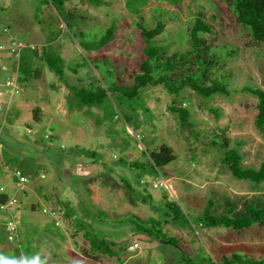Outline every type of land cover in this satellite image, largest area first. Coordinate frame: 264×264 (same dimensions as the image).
Segmentation results:
<instances>
[{"label": "rangeland", "instance_id": "1", "mask_svg": "<svg viewBox=\"0 0 264 264\" xmlns=\"http://www.w3.org/2000/svg\"><path fill=\"white\" fill-rule=\"evenodd\" d=\"M125 1L103 0L101 5H94L87 0H69L66 7L57 9L47 0H0V45L8 48L14 38L36 45L38 55L41 45L44 52L63 58L61 79L45 60L35 58L34 66L41 69V79L18 82L20 92L10 95L14 106L22 100L29 101L32 108L16 112L12 121L6 119L4 101L11 94L6 83L14 73L12 69L0 71V91L4 96L0 98V138L9 132L19 143L26 144L25 154L29 153L28 157L36 162L39 175L45 174V178L30 180L26 192L11 182L0 184V192L3 189L22 203L21 244L0 242V264H184L181 260L185 250L198 261L209 257L215 261L223 246L238 244L248 246V254L264 255V225L238 232L204 226L197 218L209 199L214 203L211 211L216 214L231 206L237 212L248 200L264 202V181L239 179L222 162L224 149L217 137L222 133L229 139L228 146L242 154L244 167L257 168L264 161V128L258 130L254 122L258 100L242 90L243 86L264 89V56L261 45L252 39L249 30L234 24L231 12L220 0H180L178 6L165 0H150L141 15L148 27L155 24L156 18L165 22L160 41L171 44L172 51L187 47V31L200 11L214 27L213 33L206 36L223 48V53L238 48L237 53L225 59L232 74L227 80L232 88L229 96L204 98L192 90L184 92L182 100L191 113V128L180 127L177 114L168 109L171 95L162 85L140 90L149 111H139V122H125L121 114H127V110L123 106L119 109L117 94L108 93L100 106L91 107L94 117L82 110L69 111L68 85H108L124 73L126 60L138 55L139 19L127 11ZM110 27H114V38L101 50L108 57L94 58L98 52L89 47L96 45ZM26 49L31 51L30 47ZM36 106L43 108L39 122L28 118ZM47 135L54 140L51 142ZM164 143L172 146L177 157L161 167L158 174L151 175L148 167L128 165L134 160L145 163L144 151ZM60 145L94 149L101 154V163H92L84 156L65 155L71 164L56 162L48 151L61 152ZM87 164L90 175L84 174ZM159 179L164 183L152 187ZM126 181L135 188L134 197L130 196ZM146 193L153 196L152 203L141 201V195ZM164 194L179 205L187 218L182 221L185 227L170 220L164 223V210H160ZM57 199L69 200L76 217L89 223L99 237L125 247L135 242L138 246L123 251L120 259L101 255L86 261L84 250L89 243L73 220L60 213ZM45 208L50 212L45 213ZM52 210H59L58 224ZM150 216L162 220L168 237L179 238V244L173 246L164 243V239L152 240L132 231L133 220ZM70 250L86 260L75 259Z\"/></svg>", "mask_w": 264, "mask_h": 264}, {"label": "trees", "instance_id": "2", "mask_svg": "<svg viewBox=\"0 0 264 264\" xmlns=\"http://www.w3.org/2000/svg\"><path fill=\"white\" fill-rule=\"evenodd\" d=\"M47 1L55 8L61 9L66 7V2L69 0ZM87 1L94 5H101L103 2V0ZM165 1L174 6H178L180 3V0ZM220 1L226 8L225 10L231 12L234 24L249 30L252 39L261 45L264 56V0ZM149 2L150 0L125 1L127 11L134 14L139 19L136 21L141 42L138 55L133 58V60L128 58L125 62L124 73L118 74L116 80H113L108 85L102 86L97 84L79 87L68 85L69 93L66 98V103L69 111L82 110L85 115L94 117L93 112L89 109L94 106H100L103 99L108 96V93L111 95L117 94L119 98V109L123 106L127 110V114H121L125 122L128 124H130L132 120H137V122H139V111H143L144 113L149 111V106L147 102H145L143 96H141L140 90L147 86L162 85L171 95L168 109L177 114L180 127L187 129L192 127V122L190 120L191 113L182 100L186 90H192L204 98L217 94L225 96L231 94L232 88L227 80L232 77V74L226 65L227 62L225 59L237 53L238 48L234 49L233 47L227 50L226 53H223V48L215 45L206 36V34L213 33L214 27L207 21L206 14L200 11L195 14L192 24L187 31V47L172 51L171 44L160 41V35L165 31V22L156 18L155 24L152 27H148L142 20L141 15L143 7ZM114 31V27H110L105 35L96 42V45H91L89 47V49L98 52L94 55V58L105 59L108 57V54L103 53L101 50L113 40ZM12 39L14 38H11V40ZM19 42L24 44V46L19 49V56L11 54L9 45L8 48L5 46L3 49H0L3 51L6 50V53L13 58V78L16 79L19 88L20 85L18 82L20 81L25 83L32 79H41V69L34 66L36 57L45 60L49 67L55 71L61 79L62 67L60 64L63 63V58L61 56H55L49 52L38 55L36 53V45L24 43L22 40H19ZM26 47H30L31 51L26 49ZM114 60L118 61L117 58H114ZM2 68L7 69L6 66ZM242 90L257 97L258 112L254 122L258 130H263L264 89L255 86H243ZM41 110L39 106L35 107L33 110V118L36 122L42 119ZM16 114L17 113L11 109L8 111L6 119L12 121L13 118H16ZM114 115L116 117L118 115L117 112H115ZM97 122L101 123L100 120H97ZM47 137L51 142L54 140L52 137L49 138L48 135ZM217 137L221 141V148L224 149L222 162L235 177L239 179H249L257 183L264 181V161L257 168L252 166L244 167L242 165V154L236 148L228 146L229 139L225 133ZM60 149L63 156H71L73 158H81L84 156L92 159V163H101L100 160L102 156L94 149H88L79 145L69 146L67 148L60 145ZM144 154L147 158L145 163H138V161L134 160L129 164L125 162V164L134 168L148 167L149 173H151V175H156L161 167H164L177 157L172 146L165 143L152 150L144 151ZM31 158L32 157H28V155L12 152L5 148H2L0 151V168L7 167L11 172L12 179L17 189H22L24 192H26L25 187L30 180L38 176L45 178L44 173L39 175V172L36 171V162ZM17 172H19V175ZM42 174H44V177L41 176ZM20 175L28 177L23 187L18 185ZM125 186L129 190L130 196L134 197L135 188L133 185L126 181ZM13 198L16 201L10 204ZM140 198L144 203L153 202V196L149 193L145 195L142 194ZM57 203L61 209L60 213L62 211L67 218L73 220L76 229L83 232L85 239L89 243V248L84 250V253L88 256L87 260L79 253L73 250L69 251V254L75 259L89 262V260L92 261V259H97L101 255L120 259L121 253L128 250L130 244H127L125 247L104 237H99L89 223L76 217V211L69 200L57 199ZM160 205V210H164V213L161 215L163 221H165L164 223L170 220L176 225H179V227H185V223L183 222L187 221V218L179 205L169 200L167 194L163 195V202ZM213 206L214 203L209 199L203 212L197 215L202 225L207 227H225L238 232L249 229L255 225H264V202L262 201L248 200L237 212L231 206L227 210L220 211L216 214L211 211ZM21 209L22 203L18 202L15 196H10V194L2 189L0 192V242L17 241L18 245L21 244V240L19 239L21 217L18 214ZM32 209L35 210L36 206L32 205ZM56 211L59 215V210ZM49 212L50 210L45 213ZM14 213L18 214L19 222L16 220ZM53 216L55 223L58 224V217L55 215ZM10 221L16 224V234L13 239H10L12 232L7 228ZM161 221L162 220L154 216L148 218L139 217L137 220L132 221L131 228L132 231L145 234L152 240L159 241L160 239H164V241H166L164 243L172 244L173 246L179 244V238L175 237V239H173L168 237ZM238 245L229 248L223 246L224 249L219 251L218 256L216 258L213 256L215 261L211 257L208 259L203 258L198 261L191 257L190 253L185 250L182 252L183 258L181 262L184 264H264V255L258 254L257 256H253L247 253L246 249L248 246ZM18 251L19 249L16 248V254H18ZM240 252L243 253L241 254ZM6 264L17 263L8 262Z\"/></svg>", "mask_w": 264, "mask_h": 264}, {"label": "crops", "instance_id": "3", "mask_svg": "<svg viewBox=\"0 0 264 264\" xmlns=\"http://www.w3.org/2000/svg\"><path fill=\"white\" fill-rule=\"evenodd\" d=\"M38 50L40 51L41 54L44 53V48L41 45L38 47ZM12 65H13V58L10 57V55L6 52L0 53V71L7 70V69L10 70V69H12ZM3 66H6L7 69H3L2 68ZM10 95L11 94L8 95L7 100H5V101L3 100L5 102V104H7L8 111L12 109L14 112L18 113V112L22 111L23 109L32 108V106L29 105V101L23 102L22 100L18 101L17 107H16V105L14 106V103L11 102L12 96H10ZM1 97L3 99L4 96L1 95ZM0 101H2V100L0 99ZM36 107H38V106H36ZM40 108L43 109L42 107H40ZM19 118H21V117H19ZM28 118L33 119V115L30 114V117H28ZM26 147H27L26 144L19 143L17 140H15L13 135H11V133H9V132H6L5 135L2 138H0V151L2 150V148H5L6 150H9L12 152L21 153L24 155H29V153L25 154V153H27ZM48 152L50 153V157L53 158L54 161L63 162L64 164H67V163L71 164L69 161L65 160V156H63V154L61 152H56V151H51V150H49ZM80 164L82 165L81 162L77 163V165H80ZM85 166H84L85 167L84 174L90 175L91 170H90V168L88 169V167H87L88 164ZM9 182H11L12 185H14L17 188V186L14 184V181L12 179L11 172L7 169V167H4L2 169L0 168V184L4 185V184H7ZM1 188H3V186H1ZM18 214H15V217H18Z\"/></svg>", "mask_w": 264, "mask_h": 264}, {"label": "built area", "instance_id": "4", "mask_svg": "<svg viewBox=\"0 0 264 264\" xmlns=\"http://www.w3.org/2000/svg\"><path fill=\"white\" fill-rule=\"evenodd\" d=\"M9 48H10V51H11V54H14V56H19V49L20 47L24 46L23 43L19 42V41H16L14 39L11 40V43L9 44ZM4 46L3 45H0V49H3ZM9 87V91L11 93V95H14L16 93H19L20 92V88L18 87L17 83H16V79L15 78H8L7 80V83H6ZM2 95V92L0 91V97ZM17 174L19 175V172H17ZM42 177H44V174L41 175ZM19 186L20 187H23L24 184L26 183L28 177L25 176V175H20L19 176ZM164 183V180L163 179H159L157 181H155L153 184H152V187L156 188V187H159L160 185H162ZM16 200L13 198L11 201H10V204H13ZM48 211L47 209H44V212ZM52 214L55 215L56 217H58V212L56 210H53L52 211ZM58 223V222H57ZM8 227V230L12 232V234L10 235V239H13L14 235L16 234V224L15 222L13 221H10L7 225ZM138 246L137 242H135L134 244H130L128 249L129 250H134L136 249V247Z\"/></svg>", "mask_w": 264, "mask_h": 264}, {"label": "water", "instance_id": "5", "mask_svg": "<svg viewBox=\"0 0 264 264\" xmlns=\"http://www.w3.org/2000/svg\"><path fill=\"white\" fill-rule=\"evenodd\" d=\"M163 242H166V241H164V240H162Z\"/></svg>", "mask_w": 264, "mask_h": 264}]
</instances>
